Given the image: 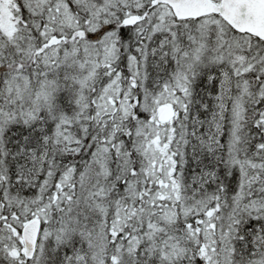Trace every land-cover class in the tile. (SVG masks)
<instances>
[{"label": "snow or ice", "instance_id": "snow-or-ice-1", "mask_svg": "<svg viewBox=\"0 0 264 264\" xmlns=\"http://www.w3.org/2000/svg\"><path fill=\"white\" fill-rule=\"evenodd\" d=\"M0 264H264V0H0Z\"/></svg>", "mask_w": 264, "mask_h": 264}]
</instances>
